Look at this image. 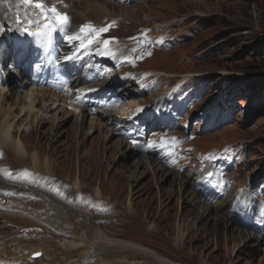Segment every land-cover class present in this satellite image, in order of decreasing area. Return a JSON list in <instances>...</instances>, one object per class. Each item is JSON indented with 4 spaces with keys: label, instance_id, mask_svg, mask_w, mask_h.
Returning <instances> with one entry per match:
<instances>
[{
    "label": "rangeland",
    "instance_id": "obj_1",
    "mask_svg": "<svg viewBox=\"0 0 264 264\" xmlns=\"http://www.w3.org/2000/svg\"><path fill=\"white\" fill-rule=\"evenodd\" d=\"M79 1L71 8L77 20L112 25L108 35L134 60L146 54L144 38L150 54L123 64L130 80L116 82L138 92L113 113L121 117L118 134L108 120L57 110L21 127L29 154L42 155L34 172L28 158L29 171L22 170L8 152L13 167L0 173V189L11 195L0 206V248L13 260L18 254L20 264H75L60 251L63 235L110 231L176 264H264V230L250 229L264 223V0ZM127 36L140 40L125 51ZM143 71L154 75L138 84ZM183 76L186 87L169 96ZM8 99L12 107L15 98ZM101 100L87 103L98 108ZM146 107L159 114L150 115L146 134L129 130L127 119ZM205 168L213 182L201 180ZM246 196L256 202L251 226L231 215ZM37 250L44 258L32 261Z\"/></svg>",
    "mask_w": 264,
    "mask_h": 264
},
{
    "label": "bare ground",
    "instance_id": "obj_2",
    "mask_svg": "<svg viewBox=\"0 0 264 264\" xmlns=\"http://www.w3.org/2000/svg\"><path fill=\"white\" fill-rule=\"evenodd\" d=\"M75 1L76 3L80 2L79 0H72V1L65 0V3L68 6L66 9H64V13L68 14V16L71 18V24H70L67 34H72V32L77 30L79 26L84 25L83 23L77 20V17L74 16L75 13L71 11L72 4ZM44 3L48 7H53L55 5V0H44ZM9 6L17 7L19 6V4L18 3L13 4L11 3V1L5 5L0 4V25H3V27L9 18L8 15L6 14V11L8 10ZM33 12H34V9L31 10V14L29 15L23 14L24 16H22L21 18L22 19H25L26 17L33 18L36 15V13H33ZM87 22L97 27L96 22L94 21L92 22L89 19ZM88 23H85V24H88ZM10 25L11 26H9L8 29L18 28L15 26V18H14V22L11 23ZM2 29H0V36L2 38L1 43L5 45V47L2 48L1 54L4 53L5 50L7 51L6 46L9 44V40L11 41L13 40L12 35L15 31L13 30L9 34L5 35V34H2ZM19 30L21 31L22 29L20 28ZM63 37H64L63 33H57V41H56L57 50L55 51V54L59 52H61L64 55L70 54L69 48L71 47L72 44L68 43ZM105 37H107V33H104L101 39L96 44H94L93 47L89 48V53L82 59H88L90 56H96L98 57V60L104 63H108V62L111 63L112 61L119 63L120 59L122 58L126 62H128L132 58L127 52L125 53L121 52L122 48L118 42L115 44H110L107 50L101 51L100 46L98 45L103 39H105ZM140 44L143 45L142 42H140ZM124 45H127L126 47H124V50L127 51L133 46H135V43H133L132 45H128V44H124ZM15 54H16L14 56L15 58L20 55L19 52H16ZM5 59L6 57L4 58L2 55V59H0L1 60L0 66L2 67V71L3 69L6 68L4 65ZM14 63H10V64L12 65ZM17 64H19V69H21V61L18 62L17 60L16 65ZM87 68L89 71L93 70L91 66H88ZM57 69L59 70L60 68H57ZM114 70L115 69L112 68V71ZM108 71H111L110 67L108 68ZM122 74H123V71H121L119 75L121 76ZM1 76H2V73H0V77ZM50 76L53 78V75H50ZM90 76L91 75H89V77ZM118 77L119 76L115 75L114 73L111 76V78H118ZM80 80L81 79L77 77L74 80V84L78 85L80 83ZM18 83H19L18 84L19 90L17 89L16 86L12 85L11 83H8V85L4 89L2 88L0 89V154H2L0 155V173L6 172L11 167H13L11 166V162L9 161L10 159V156L8 153L9 151H12L13 154L15 153L16 157L24 164V166L22 167V170L26 169L27 167L26 170L29 171L30 165L29 163L26 164L27 163L26 158H28V160L30 161V164L32 165L33 171L34 172L39 171V162H40V157L42 153L40 152L32 153L31 152V155L29 154L31 148L27 147V144L23 142V138H21V135L19 136L18 134L21 127L22 126H24V128L31 127L32 122L34 125L36 123V125L38 126L40 124L39 120L42 117L47 116V114L51 113L52 111L57 110L56 113L58 112L62 113L65 110L64 108L66 109L69 108L70 111H72L73 109H75L76 111H79L80 108L76 106L75 104H73V102L77 104V102L79 101V98H83L82 96H88L89 94H91V91L89 90L80 89L76 92V97L74 96L72 98H67V96L61 97L53 92H50L51 89L49 88L51 87L54 88L55 86L51 84L50 80L45 79L44 81L41 82V89L28 90V92L24 95L25 98L28 100H24L19 96V94H23L27 91L26 87L28 86V83L24 80H21ZM15 90H17V92H15ZM131 92L137 93L138 91L136 92L134 88H131L129 87V85H127V87L124 90H120V92H114V94L110 95V97H112L113 99H118L119 97L129 95ZM11 97L16 98V99L14 101V104H12V107L10 106L7 107V103H6L7 101L5 102V100H7L8 98L11 100ZM15 106H17V109L19 111L17 114L13 113ZM3 107H4V110H3ZM145 112H146L145 108H139L138 110H136L135 116L133 117L135 118L137 116H140L141 114L143 115ZM65 114H71V113H65ZM79 114L81 115L82 120H85L86 115L84 113H79ZM18 115H21L19 119V121L21 120L20 123L18 125L16 124L12 125ZM71 116L73 115L71 114ZM90 116L93 117L92 121L95 119L108 120L113 127L112 131H114L115 122L118 121L117 114L115 115L98 114L97 115L96 113L93 112L91 113ZM45 164H48L47 160H45ZM8 203L10 202L7 201L6 192L0 189V206L1 205L6 206ZM22 217L26 219L33 218L32 216L25 215V214L22 215ZM109 232L110 231L100 232V233L99 232H87V233L81 232V234H77V235H73V234L63 235L62 236L63 239L59 243L60 251L65 256H68V257L74 256V260H76L75 264H176L170 259L164 256H161V255H158L157 253L151 250L138 247L131 243H125L119 240L118 235L115 234L117 232H111V233ZM263 237H264V234L261 235V238ZM102 250L104 251L102 252ZM39 252H40L39 250L34 251L31 255L39 253ZM52 253H55V251ZM12 257L13 255H10L8 253V249L6 247L0 248V264H20V261L13 260ZM49 263L52 264L51 261Z\"/></svg>",
    "mask_w": 264,
    "mask_h": 264
},
{
    "label": "snow or ice",
    "instance_id": "obj_3",
    "mask_svg": "<svg viewBox=\"0 0 264 264\" xmlns=\"http://www.w3.org/2000/svg\"><path fill=\"white\" fill-rule=\"evenodd\" d=\"M20 2L24 5L33 7L36 11L34 18H26L22 21L17 17L16 23L22 29L23 33L33 37L37 42L43 43L46 46L51 44L53 35L56 33H63V38L70 44L78 42L77 49L70 55L62 58L64 61L78 59L80 50L86 51L88 47L96 44L101 39L102 35L108 32L112 26L106 25L97 28L93 24L88 23L79 26L72 34H67L71 24V18L68 14L59 12L55 6L48 7L44 3V0H20ZM2 28L3 25H0V29ZM110 42L111 41L108 39L103 40L104 45H108ZM60 59V57H57L58 61ZM37 67H39V65H37ZM173 142H176L175 138H173ZM25 175L30 174L26 172ZM212 175L213 173H208L209 177ZM6 194L11 195V193ZM40 255V253H36L37 257Z\"/></svg>",
    "mask_w": 264,
    "mask_h": 264
}]
</instances>
